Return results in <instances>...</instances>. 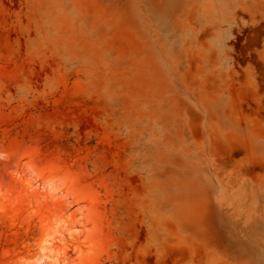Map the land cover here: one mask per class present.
<instances>
[{"label":"rangeland","instance_id":"1","mask_svg":"<svg viewBox=\"0 0 264 264\" xmlns=\"http://www.w3.org/2000/svg\"><path fill=\"white\" fill-rule=\"evenodd\" d=\"M238 14L264 2L0 0V264H264Z\"/></svg>","mask_w":264,"mask_h":264},{"label":"flooded vegetation","instance_id":"2","mask_svg":"<svg viewBox=\"0 0 264 264\" xmlns=\"http://www.w3.org/2000/svg\"><path fill=\"white\" fill-rule=\"evenodd\" d=\"M264 2V0H261ZM247 22V25L239 27L235 35L233 45L234 75L238 82H248L257 91L249 97V105L252 115L264 118V59L261 56L264 45V19H252L249 14L237 15V20Z\"/></svg>","mask_w":264,"mask_h":264},{"label":"bare ground","instance_id":"3","mask_svg":"<svg viewBox=\"0 0 264 264\" xmlns=\"http://www.w3.org/2000/svg\"><path fill=\"white\" fill-rule=\"evenodd\" d=\"M231 149H233V148H231ZM231 149H230V151H231ZM233 152V151H232Z\"/></svg>","mask_w":264,"mask_h":264}]
</instances>
